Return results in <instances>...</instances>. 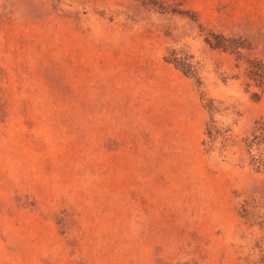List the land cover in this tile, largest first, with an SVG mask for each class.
Masks as SVG:
<instances>
[{
	"label": "rangeland",
	"instance_id": "1",
	"mask_svg": "<svg viewBox=\"0 0 264 264\" xmlns=\"http://www.w3.org/2000/svg\"><path fill=\"white\" fill-rule=\"evenodd\" d=\"M262 123L264 0H0V264H264Z\"/></svg>",
	"mask_w": 264,
	"mask_h": 264
},
{
	"label": "trees",
	"instance_id": "2",
	"mask_svg": "<svg viewBox=\"0 0 264 264\" xmlns=\"http://www.w3.org/2000/svg\"><path fill=\"white\" fill-rule=\"evenodd\" d=\"M208 135L212 132L207 129ZM246 151L250 156V165L258 172H264V123L254 127L249 136L245 138ZM246 219L253 225L264 228V215H259L254 211L246 212Z\"/></svg>",
	"mask_w": 264,
	"mask_h": 264
}]
</instances>
